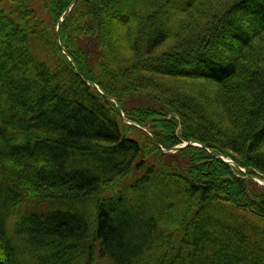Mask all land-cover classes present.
Returning <instances> with one entry per match:
<instances>
[{"label": "trees", "instance_id": "1", "mask_svg": "<svg viewBox=\"0 0 264 264\" xmlns=\"http://www.w3.org/2000/svg\"><path fill=\"white\" fill-rule=\"evenodd\" d=\"M196 2L0 0V264H264V0L159 52ZM154 74L217 84L223 114L180 93L131 108ZM184 143L204 147L164 151Z\"/></svg>", "mask_w": 264, "mask_h": 264}, {"label": "rangeland", "instance_id": "2", "mask_svg": "<svg viewBox=\"0 0 264 264\" xmlns=\"http://www.w3.org/2000/svg\"><path fill=\"white\" fill-rule=\"evenodd\" d=\"M167 1L168 0H132L134 17L140 18L149 14L150 11L153 12L154 8L155 10H157L160 9L161 5L167 6ZM228 1L230 0H197L195 8L190 7L183 12L174 11L172 13H167V16L168 14H170L168 16L167 23V26H170L171 28L170 38L159 48L158 51L161 52L167 49L170 50V48H172L178 40H181L183 38H190L196 35L203 29L204 25L207 24L206 21L209 19L214 9H216V5H218L220 2L225 4ZM44 3L45 0H34L36 10H39L41 13H45ZM206 16L208 17L206 18ZM129 26V32L132 34H136L140 27L138 24H131ZM133 39L134 38L132 37L130 40ZM253 46L262 50L264 54V34L256 39ZM120 47L122 50H125L127 52V56L133 55L130 43L126 44V42L123 41ZM262 59L264 60V58ZM154 76V80L157 83L156 87H159V90L156 91V89H144L142 93L136 95L135 98L131 97L129 101L131 108H144L146 104L151 107H159V105L162 106L159 101L166 102L163 99L165 97L164 95L180 93L198 98L215 116H221L223 114V108L221 107V105L214 103L216 101V93L219 88L217 84L204 79H192L188 77H173L156 74H154ZM223 158L225 160L227 159L225 157ZM256 180L259 181L261 185H263V182L260 181V179ZM260 226L264 227V224L260 223Z\"/></svg>", "mask_w": 264, "mask_h": 264}, {"label": "water", "instance_id": "3", "mask_svg": "<svg viewBox=\"0 0 264 264\" xmlns=\"http://www.w3.org/2000/svg\"><path fill=\"white\" fill-rule=\"evenodd\" d=\"M62 21H63V19L61 18V19L58 21V25H57V28H56V36H57L58 46H59V48L61 49V51L67 56V58L71 61V63H72V65H73V67H74V69H75L77 75L81 76V74H80V72H79L77 66L75 65V63H74L73 60L71 59L70 55L68 54V52L66 51V49H65V48L62 46V44L60 43V25H61V22H62ZM86 83L89 84L91 87H93V88H94L96 91H98L101 95L105 96V95L101 92V90L99 89V87H98L96 84H94V83H92V82H86ZM112 101L115 102V100H112ZM115 103H116V102H115ZM116 108H117L118 112L122 115V117L124 118V121L128 122V124H130V125H134V126H137V127H139L140 129H142V130L146 131L147 133L151 134V132L149 131V129H148L147 127H145V126H141V125H138V124H136V123H134V122H132V121L126 119V118L124 117V114H123V112H122L120 106H119L117 103H116ZM151 135H152V134H151ZM188 145L204 147L203 145H199L198 143H184V144H182V145H179V146L174 147L172 150H164V151H165V152L172 153V152H176L178 149H180V148H182V147H184V146H188ZM208 151L211 152L215 157H218V158H220V159H222V160H224V161H226V162H228V163L234 165V163H233L231 160H227V159L225 160L222 156L216 155L215 153H213V152L210 151V150H208ZM260 181H262V182H263V185H264V180H260ZM258 182H259V181H258Z\"/></svg>", "mask_w": 264, "mask_h": 264}]
</instances>
